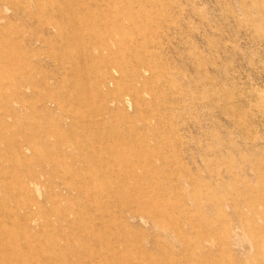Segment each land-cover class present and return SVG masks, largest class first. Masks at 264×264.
I'll return each instance as SVG.
<instances>
[{"label":"rangeland","instance_id":"1","mask_svg":"<svg viewBox=\"0 0 264 264\" xmlns=\"http://www.w3.org/2000/svg\"><path fill=\"white\" fill-rule=\"evenodd\" d=\"M61 263L264 264V0H0V264Z\"/></svg>","mask_w":264,"mask_h":264},{"label":"bare ground","instance_id":"2","mask_svg":"<svg viewBox=\"0 0 264 264\" xmlns=\"http://www.w3.org/2000/svg\"><path fill=\"white\" fill-rule=\"evenodd\" d=\"M127 95V94H126ZM60 97V96H59ZM62 264V263H61Z\"/></svg>","mask_w":264,"mask_h":264}]
</instances>
